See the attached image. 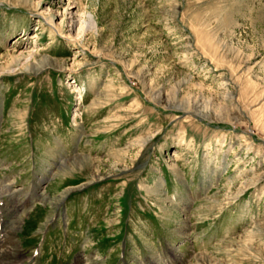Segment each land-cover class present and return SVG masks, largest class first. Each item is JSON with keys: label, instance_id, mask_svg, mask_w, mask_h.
<instances>
[{"label": "rangeland", "instance_id": "obj_1", "mask_svg": "<svg viewBox=\"0 0 264 264\" xmlns=\"http://www.w3.org/2000/svg\"><path fill=\"white\" fill-rule=\"evenodd\" d=\"M0 243V264H264V0H0Z\"/></svg>", "mask_w": 264, "mask_h": 264}, {"label": "bare ground", "instance_id": "obj_2", "mask_svg": "<svg viewBox=\"0 0 264 264\" xmlns=\"http://www.w3.org/2000/svg\"><path fill=\"white\" fill-rule=\"evenodd\" d=\"M39 5H40V2H38V3H36V7H39ZM71 14V18H73V16L75 15V17H76V14H74V12H70L69 13V15ZM80 14V13H79ZM64 16V15H63ZM61 17V20H60V23H58V24H56L55 26L57 27V28H55V30H60V32H62V30H64V23H66V18H64V17ZM82 16H83V20H84V24H87V25H95L94 23H95V18H94V16L91 14L89 17H86V15H85V12L82 14ZM48 19H49V21H50V23H55V20H54V17L52 16V15H49V17H47ZM72 21V20H71ZM62 23H63V25H62ZM52 26H53V24H52ZM53 28V27H52ZM54 30V28L53 29H51V31L52 32H54L55 31ZM29 51V50H28ZM21 53H19L18 55H13V57H15V58H18V59H20L21 57H23L25 54H24V52L25 51H20ZM12 54H14V53H12ZM27 54V53H26ZM28 55H29V57L31 56V57H33V58H37V54H33V52L32 51H29L28 52ZM17 59V60H18ZM29 60V59H28ZM49 59L48 58H46V57H41L39 60H37L38 62H39V64L40 65H37V63H35V64H33V66H32V68L33 69H36V70H38L39 68H43V67H45L46 66V61H48ZM45 64V65H44ZM40 70V69H39ZM79 97H78V99H82V97L80 96V94L78 95ZM158 101L160 102L161 101V99H158ZM228 110V109H227ZM228 111H230V109L228 110ZM206 116L207 117H211V118H213V119H216V120H218V119H222V117H228V119L229 120H231V122H238V117L237 116H235L232 112H230L229 114H227V116H223V115H220L219 113H217V112H214L213 113V111L211 110V111H208V112H206ZM235 116V117H234ZM237 117V118H236ZM82 162V161H81ZM257 182V181H256ZM255 182V183H256ZM89 184H91V183H85L84 185H89ZM8 185H10V184H8ZM83 185V186H84ZM82 187V186H81ZM79 188V187H78ZM75 189H77V188H75ZM70 191L71 190H74V189H69ZM68 190V191H69ZM12 234V233H11ZM7 235V234H6ZM11 236V235H10ZM12 237V236H11ZM10 238V237H9ZM1 244V243H0ZM4 244V243H3ZM14 245H17V244H14ZM7 249V248H6ZM10 250V249H9ZM8 250V251H9ZM3 252V251H2ZM7 253H9V252H7ZM203 263V262H202ZM87 264V263H86Z\"/></svg>", "mask_w": 264, "mask_h": 264}, {"label": "crops", "instance_id": "obj_3", "mask_svg": "<svg viewBox=\"0 0 264 264\" xmlns=\"http://www.w3.org/2000/svg\"><path fill=\"white\" fill-rule=\"evenodd\" d=\"M178 192H183L181 195L177 196L180 200L185 199L184 197H186L187 195H183L186 194V192L184 190L179 189Z\"/></svg>", "mask_w": 264, "mask_h": 264}]
</instances>
